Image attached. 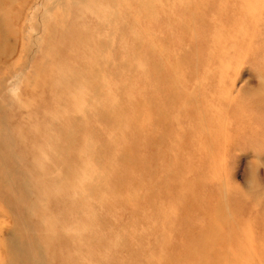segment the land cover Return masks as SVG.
Here are the masks:
<instances>
[{
  "label": "rangeland",
  "instance_id": "rangeland-1",
  "mask_svg": "<svg viewBox=\"0 0 264 264\" xmlns=\"http://www.w3.org/2000/svg\"><path fill=\"white\" fill-rule=\"evenodd\" d=\"M143 1L0 0V264H264V0Z\"/></svg>",
  "mask_w": 264,
  "mask_h": 264
},
{
  "label": "bare ground",
  "instance_id": "bare-ground-1",
  "mask_svg": "<svg viewBox=\"0 0 264 264\" xmlns=\"http://www.w3.org/2000/svg\"><path fill=\"white\" fill-rule=\"evenodd\" d=\"M143 2L146 3V0H144ZM5 41H7V39H6V37L3 36L2 43L5 42ZM172 69H174V65H171V70ZM151 70L152 71H150L149 73L151 75H153V76L154 75H158L160 77L161 74L162 75L163 74L164 75L167 74L168 77L170 76L169 73H166L165 74V73H163L159 69L156 70L155 69V65H151ZM145 73H147V72H145ZM163 83L164 82H162V84ZM172 101H175V103H177V98L175 97V99H173ZM238 111L239 110H237L235 114H232V117L234 115H236L238 113ZM140 117H141V115H140ZM210 122H211V120H207L208 127L210 125ZM186 125L187 126L185 128V131L182 132V133L186 134V141H188L187 150H186L187 151V155L189 154L190 156L196 157V158L197 157H200L199 162L197 161V159L195 160L193 158V162L192 163L190 162L191 169H193L194 167H198V168L200 167V168H202V166L205 167V169H206L207 167L205 166L204 162H209L210 157H211V154L208 151H206V150H204L203 152H200L198 150H199V147H201V146H204V147H210V146H212L211 139H210L211 135H210L209 129L205 132L204 136H201V139L197 141V139L195 137H193V136H195V131L197 130V127H198V125H197V119L195 118L194 121H193V119L191 117H189ZM218 202L221 203V199H219ZM126 204L127 203H124V205H126ZM189 211H190V209L185 210V212L182 214L183 217L185 216V213H189ZM216 213H217L216 216L213 219H211V220L209 218L210 216H208L207 214H205L206 215L205 219L203 221H200L202 225L201 226H198L200 228V232H199L200 233L199 234L200 236L198 237V240L199 241H202L203 240V253L199 254V257H200L199 258V262L198 263L196 262V264H203V261H204L203 257L206 256V254L204 252H207L208 253L207 250H208V248L210 247V244H211V241L208 239V236L210 234H215V233H218L220 231H222V233H223V231H226L228 233V236L225 237V238L226 239L232 238L230 236L233 235V232H234L233 230H234V225L235 224H232V225L228 226L225 223L226 217L222 213L221 206H219L218 208L216 207ZM154 217H156V213L154 214ZM218 235H220V234L218 233ZM223 237H224V235H223ZM231 257H233L234 259H236V261L238 262V259L234 255H232ZM162 259H163V263H166L167 260H168V258L166 257V255H164Z\"/></svg>",
  "mask_w": 264,
  "mask_h": 264
}]
</instances>
